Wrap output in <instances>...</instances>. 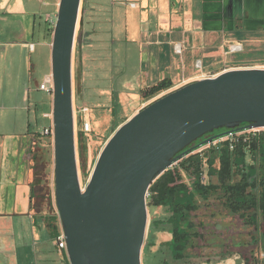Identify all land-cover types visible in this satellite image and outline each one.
<instances>
[{
    "label": "crops",
    "instance_id": "0c3cea01",
    "mask_svg": "<svg viewBox=\"0 0 264 264\" xmlns=\"http://www.w3.org/2000/svg\"><path fill=\"white\" fill-rule=\"evenodd\" d=\"M125 1L130 4L127 22L133 26L129 30L126 25V32L138 65V92L129 94L135 106L145 105L149 100L144 91L164 80L172 83L167 90L172 92L230 71L222 69L228 60L264 59V0ZM108 3L85 0V12L92 10L98 18ZM117 4L122 2L113 3V15L122 13ZM31 13L23 0H15L0 17V264H70L66 250L59 247V215L42 209L45 201L51 209L55 200V188L53 194L49 190L55 179L54 139L45 134L53 126V101L40 89L52 75V58L50 66H43L46 61L36 56L37 24L31 22ZM97 21H81L82 97L85 68L89 71L84 44L87 34L99 33ZM53 35L49 28L40 40L51 55ZM234 46L242 50L233 53ZM120 102L125 103L123 96Z\"/></svg>",
    "mask_w": 264,
    "mask_h": 264
},
{
    "label": "water",
    "instance_id": "95a60500",
    "mask_svg": "<svg viewBox=\"0 0 264 264\" xmlns=\"http://www.w3.org/2000/svg\"><path fill=\"white\" fill-rule=\"evenodd\" d=\"M81 3L60 0L52 43L56 208L70 264H142L150 187L201 147L264 129V69L226 71L153 101L115 132L82 189L73 88Z\"/></svg>",
    "mask_w": 264,
    "mask_h": 264
},
{
    "label": "rangeland",
    "instance_id": "374dc122",
    "mask_svg": "<svg viewBox=\"0 0 264 264\" xmlns=\"http://www.w3.org/2000/svg\"><path fill=\"white\" fill-rule=\"evenodd\" d=\"M14 1L0 0V17L6 8L10 7L11 4L14 5ZM109 2L108 8L97 18V14H94L92 10L85 12V0H82L76 32L74 109L82 106L87 107L89 110L87 120L92 125V132L82 139L86 146L85 158L82 162L77 135L80 132L81 123L75 117L77 160L82 189H85L89 183L101 152L115 132L144 106L170 93V91H166L159 94L143 106H135L134 100L131 101L133 96L130 97V95H136L135 92H138L136 75L138 65L135 45L131 43L130 36H127L126 32V25H129V30L133 27L132 21L127 22V15L125 14V10H127L126 8L129 9L130 4L126 3L125 0H109ZM114 2H122L116 7L117 10L122 9V13L117 12L113 15L112 5ZM23 3L25 11L32 12L31 22L35 21L37 24V36L34 39L37 45L36 56H40L43 62L46 61L43 66L49 65L51 53L44 52L40 40L43 35L48 33L49 28L54 31L60 0H23ZM84 17L85 21L96 22L98 20L95 26L99 29V33H91L86 36L84 45L87 58L86 65H88L89 71L85 68L87 85L82 97L81 81L83 75L80 76V63L83 55L81 39L83 28L81 21ZM53 18L56 19L51 23L50 20ZM90 26L92 27L93 24ZM237 55L241 58L240 54ZM197 64L198 61L194 63V66L201 72L202 68L198 67ZM254 67L264 69V59L258 58L241 62L228 60L222 69L241 70L240 68L253 69ZM41 81L43 82V79ZM42 96L49 97L45 93H42ZM122 96L125 103L120 102ZM254 135L264 140V129L247 130L238 133L236 137H252ZM231 137L203 146L195 154L202 153L204 155L207 153L209 157L214 148L219 147L221 142L227 141ZM253 160L250 157L247 158L249 164H256L257 180L262 181L264 176L263 158L256 156ZM218 167L219 163L216 164V168ZM241 175V172L234 169L231 185L239 183L242 180ZM183 179L192 190L193 176L183 173ZM201 180L203 185L215 187L216 191L206 196L205 200L199 195L195 196L197 209L190 217L193 225L192 240L185 253L186 260L175 262L172 258V249L167 245L171 240L169 232L171 227L163 224L169 218V212L163 208L148 206V227L142 249V264H264L263 214L254 210L232 212L228 207L225 191L220 188L218 177L209 173L208 165L203 167ZM54 188V181L53 183L50 182L49 190L52 194ZM252 191V189L248 190L250 194ZM52 202L51 209L47 201L42 205V209L58 215L55 200L52 199Z\"/></svg>",
    "mask_w": 264,
    "mask_h": 264
},
{
    "label": "trees",
    "instance_id": "16d2710c",
    "mask_svg": "<svg viewBox=\"0 0 264 264\" xmlns=\"http://www.w3.org/2000/svg\"><path fill=\"white\" fill-rule=\"evenodd\" d=\"M170 88H172V83L164 80L145 90L144 96L150 100ZM224 131L227 129L215 131L195 144ZM233 136L227 141L221 142L219 147L214 148L209 157L207 153L204 155L199 153L183 159L177 166L166 171L149 189L148 206L163 208L170 214L163 225L167 224L171 227L172 240L169 247L172 249V258L175 262L186 260L185 253L192 240L193 225L190 217L197 209L195 196L199 195L205 200L206 196L216 191L215 187L205 186L201 182L205 165H208L211 175L218 177L220 188L225 191L228 207L232 212L254 210L261 212L264 216V176L262 181H258L256 164H249L247 161L248 157L253 160L256 156H261L264 165V140L257 135L252 137ZM78 144L83 162L86 146L81 138H78ZM217 163H219L218 168H216ZM234 169L242 173V180L231 185ZM183 173L193 176L192 190L184 182ZM249 189L253 190L251 194L248 192Z\"/></svg>",
    "mask_w": 264,
    "mask_h": 264
},
{
    "label": "built area",
    "instance_id": "2783aa9c",
    "mask_svg": "<svg viewBox=\"0 0 264 264\" xmlns=\"http://www.w3.org/2000/svg\"><path fill=\"white\" fill-rule=\"evenodd\" d=\"M233 53L239 52L242 50L241 46H234L231 48ZM177 52H181V48L179 46L176 47ZM200 67V64L198 65ZM213 78V77H210ZM40 89L47 93L48 95L54 97V82L52 75L45 78L44 82L41 84ZM89 112L88 108L85 106L79 107L78 109H74V115L79 119L81 123L80 132L77 133L78 138L84 139L86 135L90 134L92 132V125L87 120V113ZM76 121V120H75ZM76 125V122H75ZM45 134L52 136L54 138V127L52 126L49 129L45 130ZM237 136V134H236ZM234 137V136H232ZM240 137V136H239ZM59 247L61 249L67 250V244L64 237V234L59 238Z\"/></svg>",
    "mask_w": 264,
    "mask_h": 264
}]
</instances>
